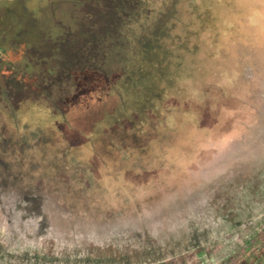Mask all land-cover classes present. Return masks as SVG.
<instances>
[{
  "label": "rangeland",
  "instance_id": "obj_1",
  "mask_svg": "<svg viewBox=\"0 0 264 264\" xmlns=\"http://www.w3.org/2000/svg\"><path fill=\"white\" fill-rule=\"evenodd\" d=\"M84 4L35 26L65 38ZM175 7L124 84L51 107L28 68L0 102V264H264V0Z\"/></svg>",
  "mask_w": 264,
  "mask_h": 264
},
{
  "label": "trees",
  "instance_id": "obj_2",
  "mask_svg": "<svg viewBox=\"0 0 264 264\" xmlns=\"http://www.w3.org/2000/svg\"><path fill=\"white\" fill-rule=\"evenodd\" d=\"M84 1V14L75 32L56 42L50 41L46 54L44 51L38 57L40 65L34 63L33 68L39 69L31 75V89L47 106L68 101V95L72 98L74 92L85 90L91 86L90 81L106 91L140 73L142 62L147 61L149 68L154 65L149 61V55L154 56L149 51L153 49L160 55V28L169 27L164 18L169 12L176 13L177 7L172 9L174 2L177 6L180 3V0ZM161 3L164 8L159 9ZM160 12L162 18L154 21ZM145 41L152 43L151 48L140 51L139 44ZM168 48L161 55L172 64L176 60L173 54L168 56ZM177 58L184 60L182 54Z\"/></svg>",
  "mask_w": 264,
  "mask_h": 264
},
{
  "label": "flooded vegetation",
  "instance_id": "obj_3",
  "mask_svg": "<svg viewBox=\"0 0 264 264\" xmlns=\"http://www.w3.org/2000/svg\"><path fill=\"white\" fill-rule=\"evenodd\" d=\"M52 1L49 4L51 1L42 0L38 6L35 3L36 10H29L30 0H18L21 10L16 12L11 9L9 0H0V102L10 101V96L18 93L16 86L21 79H25L28 68H33L34 63L39 66V55L44 51L46 54L51 40L48 28L35 26V19L38 14L42 19H59L62 0Z\"/></svg>",
  "mask_w": 264,
  "mask_h": 264
}]
</instances>
